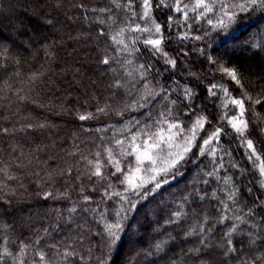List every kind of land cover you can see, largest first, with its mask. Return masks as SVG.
<instances>
[{"label":"snow or ice","instance_id":"1","mask_svg":"<svg viewBox=\"0 0 264 264\" xmlns=\"http://www.w3.org/2000/svg\"><path fill=\"white\" fill-rule=\"evenodd\" d=\"M99 3L100 0H97ZM74 6L83 10L85 22L97 27L96 38H107L111 44V48L106 47L101 51L98 64L104 67L118 66L109 69L113 73V80L108 86L112 98L126 95L131 99L130 103L118 108L105 104L95 110L103 115L111 111L115 117L125 120L119 129L120 135L114 132L106 144L100 145L102 150L95 152L93 159L87 160L91 173L87 178L91 180L95 176L104 182L99 189V202L93 199L97 193L96 186L90 192L82 183L79 187L83 212L97 213L93 219L100 227L93 232L86 219L83 223L74 222L71 213L77 212V208L73 206L65 223L75 224V237L64 236L60 241L49 244L47 238L51 237L52 232L45 227L42 229L43 235H35L28 243L17 237L19 247L18 251H14L8 246L9 237L5 235V244L0 245V264H93V260L94 264H109L112 247L125 230L127 212L136 208V203L146 198L149 192L155 193L161 189L162 185L168 183L167 178H174L173 174L180 168L197 164L203 157L210 158L211 169L206 170L208 165L199 168L201 175L187 186L190 191L177 202L178 210L169 212L167 219H164L165 225L181 222L189 215L185 205L191 200V204L195 205L191 212L197 222L182 235H196L198 246L189 248L187 252L181 250L179 254L174 253L176 259L170 260L169 264H180L181 256L187 259L189 254H204V249L210 247L209 240L216 237L215 227L209 226L213 224V219L216 225L226 228L219 238L221 242L216 245L219 255L223 257L222 264L229 261L232 264H264V200L257 197L259 204L249 208L246 216L235 214L233 208L238 204L241 185L233 175L220 174L221 170L228 172L226 164L238 171L240 177L246 174L255 176L258 172L260 179L252 182L259 183L260 188L264 189V128H259L258 120L253 122L251 119L252 116L259 117L254 106L264 104V84L254 99L252 93L245 89L244 75L238 67L226 66V61L209 55L206 47L186 50L183 46L186 40L202 42L210 35L201 26L202 21H206L213 30L227 29L243 13L264 12V0H109L107 6L103 7H89L87 0H82ZM2 8L0 4V10ZM158 15L163 19H158ZM46 23L52 25L53 21L47 20ZM177 43L181 46L175 47ZM243 44L245 47L250 45V50L264 52V34L249 36ZM47 47L46 55H50ZM166 49H171V52ZM189 50L204 57L200 61L201 66L205 63L215 66L214 71L226 76L228 82H217L213 77L205 83L207 77L201 79L200 74L190 72V82L181 85L175 79V73L178 61L187 58ZM124 53L131 58L124 57ZM0 58L5 61V67L8 61L20 64V59L10 54L7 45L0 44ZM156 63H160L161 67L157 68ZM252 74L264 81V65ZM43 76V72H32L28 83L35 84ZM228 83H234L243 90L241 94L233 95L237 89L230 90ZM133 112L137 115H132ZM94 118L92 112L79 114L81 121ZM43 127L45 125L41 123H27L21 126L20 131ZM15 130L13 128L11 131ZM0 133L7 136L10 129L0 128ZM254 135L258 143H254ZM233 143L237 148L232 147ZM12 147L13 150L21 148L23 156L22 146ZM237 149L243 150L242 158L250 167H242L235 159L233 154ZM225 157L229 159L225 160ZM80 159L86 160L87 157L81 155ZM74 171L75 180H80L83 174L71 164L52 169L46 175L54 184L60 179H73ZM0 172L7 175L5 168H0ZM214 182L216 187H212ZM247 191L251 193L252 189L248 188ZM221 192L225 193L223 198L218 194ZM44 196L68 198L69 193L67 190H57L55 193L45 191ZM133 197L136 198L135 202ZM205 202L210 207H204ZM93 203L96 204L95 208L92 207ZM229 212L233 214L230 216ZM257 214L259 221L252 223L250 218ZM60 220L58 213L56 222L50 225L52 231L62 228ZM156 223L159 224V221ZM249 223H252L254 231H248L241 240L235 241L233 234L243 231L241 224ZM4 227L11 228L10 225ZM162 228L161 225L153 231L163 235ZM86 239L89 240L87 256L82 254ZM91 239H98L99 244L92 245ZM175 239L169 233L167 239L158 240L150 245L151 250L143 249L136 256L147 258L160 255ZM77 245H80L79 249ZM94 247L107 251H101L94 259ZM253 252L259 254L252 256ZM200 264L208 262L201 261Z\"/></svg>","mask_w":264,"mask_h":264},{"label":"trees","instance_id":"2","mask_svg":"<svg viewBox=\"0 0 264 264\" xmlns=\"http://www.w3.org/2000/svg\"><path fill=\"white\" fill-rule=\"evenodd\" d=\"M81 2L82 0H0L3 5L0 10V44L9 46L10 54L20 59L19 65L8 61L5 67V61L0 58V128L10 129L7 136L0 133V168H5L7 172V175L0 172V245L5 244L3 237L7 235V244L14 251H18L19 247L17 237L28 243L35 235H43L42 229L45 227L52 232L51 237L47 238L49 244L60 241L64 236L75 237V224L65 223L70 215L69 209L73 206L77 208V212L71 213L74 222L83 223L86 219L93 232L100 227L93 219L97 213L83 212L79 187L82 183L90 192L96 186L97 193L93 199L99 202V189L104 186V182L95 176L91 180L87 178L91 175L87 160L93 159L94 153L102 150L100 145L106 144L114 132L117 136L120 135L119 129L125 120L115 117L111 111L108 115H103L97 114L95 110L105 104L110 108H118L124 103H130L131 99L126 95L112 98L108 86L113 80V73L109 69L118 66L104 67L98 64L101 51L106 47L111 48V44L107 38L98 40L97 27L83 20V10L74 6ZM108 2L109 0H100L97 4V0H87L89 7L107 6ZM157 18L163 19L159 15ZM47 20H52L53 24L48 25ZM9 26L10 35L4 36L2 28L7 29ZM201 26L210 35L202 42L192 39L184 41L185 49L206 47L209 55L226 61V66L238 67L244 75L245 89L252 93L254 99L257 98L256 93L264 81L256 79L252 73L258 72L264 65V52L250 50L251 46L245 47L243 41L249 36L264 34V12L243 13L227 29L213 30L206 21H202ZM46 46L50 55H46ZM174 46L181 45L177 43ZM166 50L171 52V49ZM247 53L251 57L247 58ZM123 55L127 57V53ZM203 59L198 52L189 50L187 58L178 61L175 79L183 85L190 82V72H196L201 79L207 77L205 83L213 77L217 82H228L226 76L214 71L215 66L206 63L201 66L200 61ZM156 67L160 68L161 64L156 63ZM17 72L19 75H16ZM32 72H43L44 76L35 84H30L28 80ZM228 86L230 90L237 89L233 92L235 96L243 91L234 83H228ZM254 108L259 113V126L264 128V104L255 105ZM86 112L94 113L95 118L81 121L79 114ZM132 115L137 113L133 112ZM27 123H41L45 127L20 131L21 126ZM13 128L16 129L14 132L11 131ZM15 145L22 146L23 156L21 148L13 150L12 146ZM37 146L40 147L39 151ZM232 147L237 148V145L233 143ZM81 155L87 159L81 160ZM233 155L242 167H250L242 158V149H237ZM228 159L225 157V160ZM66 164L74 165V169L83 174L81 179L75 180L74 171L73 179H60L51 184L46 172ZM204 165H208L206 170L211 169L210 158L203 157L197 164L180 168L173 174L174 178H167L168 183L162 185L161 189L155 193L149 192L146 198L136 203V208L127 212L125 230L119 234L112 247L109 264H169L170 260L176 259L174 253L179 254L181 250L187 252L189 248L198 246L196 235H182L183 231L197 222L191 212V208L195 207L191 200L185 205L189 215L182 218L181 222L165 225L164 219H167L169 212L178 210L177 202L190 191L187 186L201 175L199 168ZM226 167L228 172L221 170L220 174L233 175L241 185L238 204L233 211L237 215L246 216L249 208L259 204V200H264V189L260 188L259 183L252 182L260 179L259 174L257 172L255 176L246 174L240 177L238 171L227 164ZM220 186L223 187L222 184ZM212 187H216L215 182ZM248 188L252 189L251 193L247 191ZM57 190H67L69 197L52 199L44 196L45 191L55 193ZM218 194L221 198L225 195L222 192ZM132 199L136 201L135 197ZM92 207L95 208L96 204L93 203ZM204 207L210 206L205 202ZM58 213L61 215L62 228L52 231L50 225L56 222ZM232 214L229 212L230 216ZM259 218L257 214L250 219L252 223H256ZM252 223L241 224L243 231L234 233L233 239L239 241L248 231H254ZM4 225H10L11 228L6 229ZM161 225L164 234L157 235L153 229ZM209 226H214L216 230V237L209 240L210 247L204 249L203 255L189 254L187 259L181 256L180 264H200L201 261L222 264L223 257L219 255L216 245L221 242L219 238L226 228L216 225L215 219ZM169 233L176 239L169 242L165 252L147 258L136 256L143 249L151 250L150 245L158 240L167 239ZM91 244L98 245L99 240L91 239ZM77 247L79 249L80 245ZM88 247L89 240L86 239L83 242L85 251L82 253L85 256ZM101 251L107 250L94 247L93 258L99 256ZM258 254L251 253L252 256ZM28 255L30 258L31 249L28 250ZM228 264L232 262L229 261Z\"/></svg>","mask_w":264,"mask_h":264},{"label":"rangeland","instance_id":"3","mask_svg":"<svg viewBox=\"0 0 264 264\" xmlns=\"http://www.w3.org/2000/svg\"><path fill=\"white\" fill-rule=\"evenodd\" d=\"M2 28V27H1ZM34 28V27H33ZM2 30H3V32H4V36H8V34L10 35V26L7 28V29H5V28H2ZM9 37V36H8ZM28 41H29V39H28ZM246 57L247 58H249V57H251V54H249V53H247L246 54ZM186 64H187V62H186ZM253 68H251V70H252ZM259 121V119H258V117H256L255 116V119L253 118V116H252V121L253 122H256V121ZM259 128H260V126H259ZM253 139H254V143H258V140L255 138V135L253 136Z\"/></svg>","mask_w":264,"mask_h":264}]
</instances>
